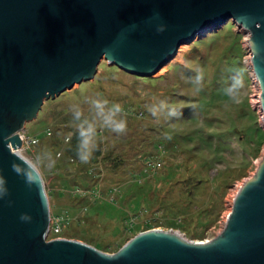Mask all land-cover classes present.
I'll return each instance as SVG.
<instances>
[{"label":"rangeland","instance_id":"rangeland-1","mask_svg":"<svg viewBox=\"0 0 264 264\" xmlns=\"http://www.w3.org/2000/svg\"><path fill=\"white\" fill-rule=\"evenodd\" d=\"M248 41L249 34L228 20L181 45L150 77L128 74L103 59L93 79L44 101L37 117L21 131L26 140L35 138L37 143L20 154L43 179L50 218L64 220L60 238L84 242L86 234L108 246L101 251L112 254L137 231H172L192 241L210 240L221 232L230 200L264 155L260 91L249 66ZM238 66L247 69L246 88L242 102L233 104L225 90ZM98 98L125 109V133H114L94 118L89 101ZM160 100L182 115L168 116L166 108L159 117L152 116L148 109ZM72 104H79L97 125L99 155L95 158L93 153L88 163L64 152L58 156L79 132ZM234 126L241 135L228 134V127ZM210 136L222 147L207 142ZM156 163L151 169L149 165ZM53 238L49 233L47 240Z\"/></svg>","mask_w":264,"mask_h":264},{"label":"water","instance_id":"water-1","mask_svg":"<svg viewBox=\"0 0 264 264\" xmlns=\"http://www.w3.org/2000/svg\"><path fill=\"white\" fill-rule=\"evenodd\" d=\"M228 20L249 34L264 115V0H0V264H264V155L214 238L151 229L109 254L46 240L44 182L17 151L44 101L93 79L101 60L150 77Z\"/></svg>","mask_w":264,"mask_h":264},{"label":"clouds","instance_id":"clouds-1","mask_svg":"<svg viewBox=\"0 0 264 264\" xmlns=\"http://www.w3.org/2000/svg\"><path fill=\"white\" fill-rule=\"evenodd\" d=\"M157 30L162 32L164 26L160 25ZM246 71L247 69L245 67L238 66L236 69L237 74L233 76L232 82L225 90V95L233 104L241 103L244 97ZM200 79V77L197 78L198 81ZM200 90L201 87L197 82L195 91L199 92ZM89 103L91 105V110L94 112V118H99L102 127H107L117 134H123L127 131L128 121L125 109L119 103L110 104L109 100L106 98L91 99ZM166 108L168 109V116L180 117L182 115V111L177 110L175 106L169 108L165 100H160L158 105H152L148 110L151 112L152 116L159 117V114ZM70 111L72 113V118L76 121H80L78 159L82 163H88L96 149L97 125L84 116L83 110L80 108L79 104H72Z\"/></svg>","mask_w":264,"mask_h":264},{"label":"trees","instance_id":"trees-1","mask_svg":"<svg viewBox=\"0 0 264 264\" xmlns=\"http://www.w3.org/2000/svg\"><path fill=\"white\" fill-rule=\"evenodd\" d=\"M228 134H232V135H241V131L237 129V127H228ZM256 133V132H255ZM215 135L213 134V137ZM255 136H258V135H255ZM220 137V135H219ZM209 138V137H208ZM251 138V137H250ZM257 138V137H256ZM218 139V138H217ZM217 139H215L214 141H212V138L210 136V139L207 141V142H211V143H214V148L218 149L220 147H222V144L220 143V141H217ZM249 139V138H248ZM253 139V137H252ZM60 143V141H58ZM79 146H80V136H79V132H75L71 135L69 141L64 145V147L62 148L63 149V152H64V155L65 156H70L71 158H78V150H79ZM99 155V148L96 149V151L94 152V157L96 158L97 156ZM187 193V198L189 199L188 202H191V199L189 197L190 195V192H186ZM85 200V199H84ZM138 233L135 232V235ZM118 236V235H117ZM133 237V236H132ZM83 241L85 243H88V244H92L94 247H96L97 249H100V250H106L108 249V246H102L101 244L99 243H96L94 242V239L91 238V237H88L86 234L83 236ZM129 239H126L124 240V242H122L121 244H119L117 247H115L116 250H114L115 252L118 251ZM94 242V243H92Z\"/></svg>","mask_w":264,"mask_h":264},{"label":"built area","instance_id":"built-area-1","mask_svg":"<svg viewBox=\"0 0 264 264\" xmlns=\"http://www.w3.org/2000/svg\"><path fill=\"white\" fill-rule=\"evenodd\" d=\"M238 26V25H237ZM240 27V26H238ZM250 52V51H249ZM250 57H251V53H250ZM250 59V58H248ZM250 66V65H249ZM251 68V67H250ZM257 81H255V78H254V83L256 84V87H258V83H256ZM258 91H260V89H258ZM259 96V95H258ZM257 96V97H258ZM259 100V99H258ZM261 113V112H259ZM261 115H263V113H261ZM262 120H263V125H264V116L262 117ZM20 138L22 140V147L20 149H18V153L20 154V151L25 148V147H29L31 145H35L37 143V140L35 138H31V139H28L26 140L25 137L23 136V134L20 132ZM70 139V138H69ZM69 139L67 140V142L69 141ZM63 152V149H61V152L58 153V156H60ZM155 165H159L158 163L156 164H151L149 165L151 167V169H154L155 168ZM116 193H117V190L115 189L114 190ZM83 192V191H81ZM114 192V194L112 193L110 195V200L112 201V199H114V196L116 195V193ZM91 192H83L82 195L84 196H90ZM96 194V193H95ZM97 197H100V195L97 193ZM130 219L132 221H134V217L130 216ZM136 219V218H135ZM63 218L62 217H52L50 218V227H49V230L47 232V236L48 234H53L55 236V238H60L59 235L60 233L62 232V225H63Z\"/></svg>","mask_w":264,"mask_h":264},{"label":"bare ground","instance_id":"bare-ground-1","mask_svg":"<svg viewBox=\"0 0 264 264\" xmlns=\"http://www.w3.org/2000/svg\"><path fill=\"white\" fill-rule=\"evenodd\" d=\"M249 58H250V59H248V61H249V65H250V67H251V57H249ZM251 68H252V67H251ZM253 74H254V73H253ZM254 77H255V75H254ZM255 81H257L256 78H255ZM256 83H258V82H256ZM258 89H260L259 84H258ZM259 98H260V95L258 96V99H259ZM255 100L257 101V99H255ZM255 100H254V101H255ZM258 104H260V102H259ZM259 109H260L259 111L262 113L260 105H259ZM263 116H264V115H263ZM259 161H260V160H259ZM259 161H258V162H259ZM238 190H239V189H238ZM235 191H237V190H235ZM235 193H236V192H235ZM232 203H233V200L231 199V200H230V204H232ZM230 210H231V209H230ZM230 210H229V211H230ZM46 240H47V239H46Z\"/></svg>","mask_w":264,"mask_h":264}]
</instances>
